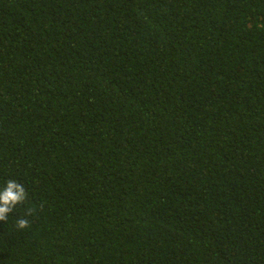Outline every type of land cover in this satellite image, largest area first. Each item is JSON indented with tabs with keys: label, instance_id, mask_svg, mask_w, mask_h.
Masks as SVG:
<instances>
[{
	"label": "trees",
	"instance_id": "trees-1",
	"mask_svg": "<svg viewBox=\"0 0 264 264\" xmlns=\"http://www.w3.org/2000/svg\"><path fill=\"white\" fill-rule=\"evenodd\" d=\"M9 179L0 264H264V0H0Z\"/></svg>",
	"mask_w": 264,
	"mask_h": 264
},
{
	"label": "clouds",
	"instance_id": "clouds-1",
	"mask_svg": "<svg viewBox=\"0 0 264 264\" xmlns=\"http://www.w3.org/2000/svg\"><path fill=\"white\" fill-rule=\"evenodd\" d=\"M28 198V193L24 186L19 182L9 179L4 187L0 188V221H7L8 216L18 205H22ZM32 209L28 210V214L32 213ZM30 226V222L26 218L16 221V227L26 229Z\"/></svg>",
	"mask_w": 264,
	"mask_h": 264
}]
</instances>
